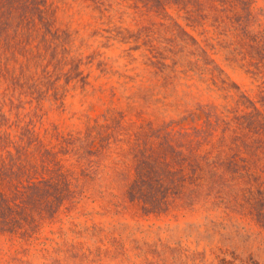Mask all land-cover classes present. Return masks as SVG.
Here are the masks:
<instances>
[{"label":"rangeland","instance_id":"obj_1","mask_svg":"<svg viewBox=\"0 0 264 264\" xmlns=\"http://www.w3.org/2000/svg\"><path fill=\"white\" fill-rule=\"evenodd\" d=\"M103 1L111 6L103 14L94 0L59 1L55 24L24 50L1 54L35 91L38 99L22 96L20 110L46 141L56 143L58 133L78 145L87 129L101 136L83 141L79 161L72 151L61 155L78 191L75 202L34 238L0 234V264H264V228L235 194L240 183L204 185L197 193L186 188L159 213L145 212L127 195L141 126L189 129L203 117L188 113L196 101L225 102L209 73L182 72L201 49L260 106L264 74L250 71L257 56L248 51L250 45L252 54L264 51V0H251L241 18L247 34L230 22L193 27L177 6L158 14L128 0ZM173 61L174 71L160 67ZM111 117L119 122L105 132Z\"/></svg>","mask_w":264,"mask_h":264},{"label":"trees","instance_id":"obj_2","mask_svg":"<svg viewBox=\"0 0 264 264\" xmlns=\"http://www.w3.org/2000/svg\"><path fill=\"white\" fill-rule=\"evenodd\" d=\"M59 1L0 0V84L3 79L9 81L3 88L0 86V234L24 240L34 238L45 222L53 221L64 206L75 202L78 191L61 155L72 151L79 161L85 151L83 141L101 136L100 131L92 135L87 129L78 145L76 138L58 133L56 143L46 141L35 129L31 115L26 119L27 114L20 110L22 96L38 99L33 95L35 91L1 61L2 53L12 55L24 50L39 36L40 29L46 31L56 23ZM128 1L133 7L158 14H165L168 6H177L193 27L207 20L217 28L230 22L232 29L248 33L241 18L250 14L251 0ZM94 3L101 14L111 8L103 0ZM227 11L231 15L222 14ZM250 48L254 50L252 45ZM252 49L248 54L257 59L250 63V71L264 74V51L252 54ZM175 65L176 61L171 66L160 62L161 68L173 71ZM188 71L209 73L212 85L221 91L225 102L196 101L188 113L192 120L194 116L200 119L197 111L203 117L189 129L172 130L169 124L158 128L149 125L148 129L141 126L135 133L134 177L127 195L145 212L159 213L166 211L186 188L197 193L204 185L222 183L232 189L240 183L235 194L241 195L249 213L264 228V88L260 106H256L222 76V70L202 49L182 69L184 73ZM5 105L8 112L3 109ZM118 122L111 117L103 131L114 132ZM217 192L220 194V189Z\"/></svg>","mask_w":264,"mask_h":264}]
</instances>
